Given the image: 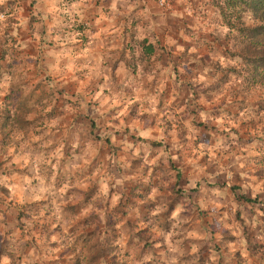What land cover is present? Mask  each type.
Wrapping results in <instances>:
<instances>
[{
  "label": "clouds",
  "instance_id": "1",
  "mask_svg": "<svg viewBox=\"0 0 264 264\" xmlns=\"http://www.w3.org/2000/svg\"><path fill=\"white\" fill-rule=\"evenodd\" d=\"M260 4L0 0V264H264Z\"/></svg>",
  "mask_w": 264,
  "mask_h": 264
},
{
  "label": "trees",
  "instance_id": "2",
  "mask_svg": "<svg viewBox=\"0 0 264 264\" xmlns=\"http://www.w3.org/2000/svg\"><path fill=\"white\" fill-rule=\"evenodd\" d=\"M239 2L248 3L250 7H256V4L259 2V0H251V3H249V0H239ZM257 11L261 15V17L264 18V4H260V7L259 9H257ZM249 202H253V201H249Z\"/></svg>",
  "mask_w": 264,
  "mask_h": 264
},
{
  "label": "rangeland",
  "instance_id": "3",
  "mask_svg": "<svg viewBox=\"0 0 264 264\" xmlns=\"http://www.w3.org/2000/svg\"><path fill=\"white\" fill-rule=\"evenodd\" d=\"M250 35H252V36H258V35H260V30H257L256 32L251 33ZM259 63H260V64H264V60H261ZM234 190H235V189H234ZM246 199H247V198H246Z\"/></svg>",
  "mask_w": 264,
  "mask_h": 264
}]
</instances>
